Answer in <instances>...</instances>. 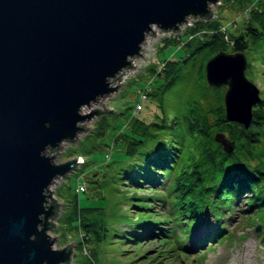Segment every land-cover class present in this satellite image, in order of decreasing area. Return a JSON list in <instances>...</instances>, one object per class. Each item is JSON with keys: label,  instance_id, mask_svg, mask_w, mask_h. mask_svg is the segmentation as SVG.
Returning a JSON list of instances; mask_svg holds the SVG:
<instances>
[{"label": "water", "instance_id": "obj_1", "mask_svg": "<svg viewBox=\"0 0 264 264\" xmlns=\"http://www.w3.org/2000/svg\"><path fill=\"white\" fill-rule=\"evenodd\" d=\"M218 0H0V264H71L72 242L54 250L57 206L48 188L76 169L54 164L63 143L88 131L82 115L118 90L123 70L142 58L145 37L207 22ZM211 6V7H210ZM240 52H216L204 65L207 87L224 88L223 117L246 131L259 91ZM120 74V75H119ZM127 74V72H126ZM121 86V85H120ZM82 125V126H81ZM214 142L226 155L234 143ZM49 199V200H48ZM260 227H256L258 232Z\"/></svg>", "mask_w": 264, "mask_h": 264}, {"label": "trees", "instance_id": "obj_2", "mask_svg": "<svg viewBox=\"0 0 264 264\" xmlns=\"http://www.w3.org/2000/svg\"><path fill=\"white\" fill-rule=\"evenodd\" d=\"M218 9H226L233 17L243 14L244 19L239 27L231 20L229 25L234 30L230 33L214 17L207 22L195 21L177 40L164 39L159 49L181 44L182 40L183 46L188 48L194 43V48L184 59H162L164 67L151 70V76L162 78V82L154 92H146V97L162 93L175 81L183 65L201 50H210L200 62L203 80L204 64L217 51L240 52L251 57L259 50L264 55V0H222ZM249 66L246 64V69ZM203 89L202 100L190 105L182 116V125L167 117L157 123L136 118L120 122L121 129L114 130L117 132L107 145L109 153L103 154L101 163L95 165L88 160L80 168L81 175H90L81 179L78 170L74 171L56 190V201L62 202L64 210L54 232L62 240L74 234L70 240L75 243L80 261L75 259L72 264H95V250L103 247L106 251L107 246L114 244L113 239L132 237V243L138 246L146 240H157L166 246L175 225L192 223V231L207 214L214 219V205L226 200H239L243 196L247 211L264 205V99L253 107L251 124L245 131L242 126L224 120L221 99L224 88ZM208 91L211 97H206ZM94 125L87 136H102L110 126L107 113L100 114ZM170 130L174 132L171 134ZM215 133L224 134L234 143L230 154L223 153L214 142ZM177 137L188 139L192 159L189 166L181 163L183 146L174 140ZM95 150L86 149L76 156L87 158ZM158 186L164 187L163 195L156 189ZM155 204L161 212L153 208ZM171 223L174 226L169 229ZM158 225L167 228L155 229ZM213 225L216 231L198 235L191 242L193 247H203L222 237L217 223ZM84 246L93 247V252L80 257ZM179 248L185 252L183 245Z\"/></svg>", "mask_w": 264, "mask_h": 264}, {"label": "rangeland", "instance_id": "obj_3", "mask_svg": "<svg viewBox=\"0 0 264 264\" xmlns=\"http://www.w3.org/2000/svg\"><path fill=\"white\" fill-rule=\"evenodd\" d=\"M221 2L222 0H218V5L212 7L211 12L213 16L217 18L219 24L225 28L226 32L230 33L234 28L231 26L232 24L229 25V22L232 20L236 23V26L239 27L244 19V15L229 16L226 9H218ZM154 35V38L150 36L145 37V44L141 46L143 50H146V54H143V56H145L143 61L146 63L147 61L151 62L152 55H154L160 62L159 65L148 64L149 67L146 65L145 67L143 66L145 64L144 62L140 64V60L134 61L131 65L135 66V72L121 79L118 83L119 88L115 93L110 94L108 98L99 100L96 105H91L88 108L82 107V115L88 114L94 109H110V111H113L115 114L113 112L107 113L110 126L105 130L102 136H87L93 131L95 128L94 124L98 120V117L93 116L88 122L82 124L85 129L89 130L78 135L76 138L77 141L60 145L61 149L56 151L57 155H55V152H46V156H54V164L78 159L79 163L76 165L74 171L78 170L80 177H82L81 179L88 177L90 173L81 175L80 168L83 167L84 163L88 160H93L95 165L101 163L103 154L106 152L109 153L110 149L109 147L107 148V145H110L112 135L117 132L114 130H118V127L121 129L118 125L120 122L128 123L132 118H136L145 121V123H157L158 119L160 120L163 117H167L172 120L176 119L175 122L182 125V116L186 114L190 105H192L193 102L196 103L202 100L201 95L206 85L204 80L200 77V62L202 57L210 53V50L207 51L206 49L201 50L200 53H197L190 61L183 65L178 72V77L170 86L163 90L162 93L155 96H147L145 100L140 101L139 97L142 89L148 88L147 93H152L155 91L157 85L162 82V78L151 76V70H160L164 67V61H161L162 59L179 61L184 59L194 48V43H191L188 48L183 46L185 41L182 40L181 44H171L159 49L164 40L155 42L156 35H159V33L155 30ZM225 52L230 53L228 50ZM263 56L264 55L261 54L259 50H256L251 57L248 54L246 57L244 56L246 64L250 65L245 69L244 75L248 81L256 85L260 100L264 99ZM149 82L150 85H148ZM116 85L114 81L112 86ZM205 95L206 97H211L212 93L210 94L208 91ZM137 107H139V110ZM136 111L138 112L134 115ZM173 132L174 130H170L171 134ZM174 140L180 142L183 146L181 163L189 166L190 163H192V159L190 153L191 147L188 143V139L186 137H177ZM91 148H96V150L87 158L76 156V154H80L82 151L84 152L86 149ZM73 172H70L63 178L54 180L52 185L48 188L50 199L59 205L56 212L57 217L51 222L54 228L47 233L51 239L56 237L52 246L54 250L62 249L74 242L70 240L74 234H68L67 238L62 240L59 237V233L54 232V229H58L57 219L62 215L64 210L62 202H60V200L56 201V190L60 186H63L62 183H64L66 178ZM156 189L161 195L165 193L164 187L158 186ZM84 192L86 194L89 193L86 189ZM160 194L158 193V195ZM245 202L246 198L241 196L239 200H226L218 205H214V219L207 214L206 217H203V219L194 226L192 231V223H189V225H180L179 223L175 226L171 223L168 225V228L170 229L174 226L173 233H170L169 237H167L166 246L159 244L157 240H146L141 242L138 246L132 243V237L127 239H113L112 242L114 244L107 246L105 248L106 251L103 247L95 250L97 253L95 255L97 259L95 264H264V205L247 211L248 207ZM153 208L161 212V208L156 204ZM214 222L217 223V230L223 233L222 237L218 241L214 240L210 243H205L203 247H193L192 244L194 243L191 242H194L198 235H203V233L208 230L216 231L213 225ZM119 227L125 230L127 229L124 226ZM158 227L167 228V226L158 225L155 229ZM256 227H260L258 232L255 231ZM187 236L188 238H186ZM180 245H183L185 252L180 251ZM71 248L72 264V261L74 262L75 259L79 260L80 258H78L79 253L75 250V243ZM93 249V247L84 246L85 251H80V257L83 255L88 256L87 252H93ZM182 253L188 256L186 257ZM138 256H141V258L138 259Z\"/></svg>", "mask_w": 264, "mask_h": 264}, {"label": "built area", "instance_id": "obj_4", "mask_svg": "<svg viewBox=\"0 0 264 264\" xmlns=\"http://www.w3.org/2000/svg\"><path fill=\"white\" fill-rule=\"evenodd\" d=\"M195 21L194 20H187V22H186V24H184V25H182L181 27H179V31H178V33H176V34H170V33H166V34H162V33H159L158 31V33H159V35H156V41L155 42H160V41H162V40H164V39H168V38H173V39H175V40H177V38L179 37V36H181L182 35V33L185 31V29L186 28H190V27H192V24L194 23ZM154 37H155V35H154ZM146 54V50H144V52H140V56L141 57H143V59L142 58H140V57H138V58H134L133 59V62L134 61H136V60H140L141 61V63L140 64H142V62H144L143 60H144V58H145V56H143V54ZM156 56L154 57V55H152V61L150 62H148L147 61V63L146 62H144L145 64L143 65V66H148V64H152V65H159V61H158V59L156 58ZM132 61V60H131ZM133 62H132V64H133ZM130 66L131 67H134V70H135V66H132L131 64H130ZM145 66V67H146ZM140 67H141V65H140ZM139 67V68H140ZM129 71V69H125V70H123L120 74H122L123 73V75H122V78L123 77H125V76H127V75H130V73H134L135 71ZM141 70H143V69H141ZM126 72H127V74H126ZM119 74V75H120ZM122 78H120V81H121V79ZM120 81H115V83L118 85V83L120 82ZM118 87V86H117ZM119 88V87H118ZM148 91V88H144L143 90H141L140 91V101H142V100H144L145 99V95H146V92ZM137 109H139V107H137ZM83 189V188H82Z\"/></svg>", "mask_w": 264, "mask_h": 264}, {"label": "bare ground", "instance_id": "obj_5", "mask_svg": "<svg viewBox=\"0 0 264 264\" xmlns=\"http://www.w3.org/2000/svg\"><path fill=\"white\" fill-rule=\"evenodd\" d=\"M133 62V60L130 62V64ZM121 78H122V75H121ZM111 86H112V84H111ZM80 113H82V110H80Z\"/></svg>", "mask_w": 264, "mask_h": 264}, {"label": "flooded vegetation", "instance_id": "obj_6", "mask_svg": "<svg viewBox=\"0 0 264 264\" xmlns=\"http://www.w3.org/2000/svg\"><path fill=\"white\" fill-rule=\"evenodd\" d=\"M232 53V52H231Z\"/></svg>", "mask_w": 264, "mask_h": 264}]
</instances>
